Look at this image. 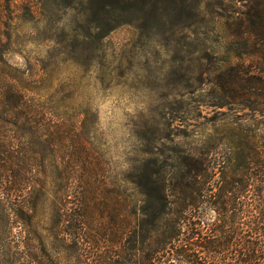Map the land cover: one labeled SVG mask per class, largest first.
<instances>
[{
  "label": "trees",
  "instance_id": "obj_1",
  "mask_svg": "<svg viewBox=\"0 0 264 264\" xmlns=\"http://www.w3.org/2000/svg\"><path fill=\"white\" fill-rule=\"evenodd\" d=\"M12 9L0 2V264H264V0L221 14L237 60L212 71L213 104L243 114L208 132L210 145L140 148L128 186L117 184V216L124 193L143 215L128 226V255L121 241L96 251L102 166L80 120L51 123L10 62ZM61 151L67 160L50 159Z\"/></svg>",
  "mask_w": 264,
  "mask_h": 264
},
{
  "label": "rangeland",
  "instance_id": "obj_2",
  "mask_svg": "<svg viewBox=\"0 0 264 264\" xmlns=\"http://www.w3.org/2000/svg\"><path fill=\"white\" fill-rule=\"evenodd\" d=\"M11 1L10 62L20 75L26 71L21 77L51 123L70 130L80 120L81 135L102 166L96 251L111 252L121 241L128 255V226L143 215L131 212L124 193L119 218L115 200L117 184L128 186L140 148H165L175 139L210 145L208 132L243 114L214 105L211 87L212 71L237 60L225 51L221 14L239 9L243 0ZM224 146L221 140L220 153ZM50 159L67 160L68 154ZM205 216L211 220L215 213ZM118 226L123 237L114 235Z\"/></svg>",
  "mask_w": 264,
  "mask_h": 264
}]
</instances>
